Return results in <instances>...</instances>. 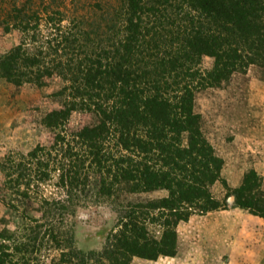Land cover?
I'll return each mask as SVG.
<instances>
[{"label": "trees", "instance_id": "obj_1", "mask_svg": "<svg viewBox=\"0 0 264 264\" xmlns=\"http://www.w3.org/2000/svg\"><path fill=\"white\" fill-rule=\"evenodd\" d=\"M63 4L0 0V24L20 36L0 55V80L42 87L55 75L63 84L55 95L64 101L42 119L50 145L0 162V264L174 258L177 227L227 210L230 198L232 208L264 220L262 176L249 169L230 187L195 110L201 90L251 66L264 69V0ZM74 112L94 122L69 132ZM49 183L56 198L41 189ZM216 183L225 190L221 200L211 191ZM157 191L166 195L128 199ZM99 200L115 206V225L99 250H81L70 220L84 202Z\"/></svg>", "mask_w": 264, "mask_h": 264}, {"label": "rangeland", "instance_id": "obj_2", "mask_svg": "<svg viewBox=\"0 0 264 264\" xmlns=\"http://www.w3.org/2000/svg\"><path fill=\"white\" fill-rule=\"evenodd\" d=\"M61 1L65 7L70 0ZM40 28L42 33L47 32ZM19 38L16 31L6 32L0 24V55L16 45ZM201 66L208 69L211 60L204 58ZM62 85L55 75L42 87L25 84L15 88L0 80V162L5 156L26 154L37 144H51L52 131L43 125L42 119L63 106V98L55 95ZM195 110L202 116L207 140L224 161L221 174L227 184L232 188L238 186L243 174L254 169L262 176L264 190V69L251 66L245 74H234L218 88L201 90L195 96ZM93 122L92 115L74 112L65 129L73 132ZM90 188L95 190L93 183ZM41 189L45 196L58 195L50 183ZM211 191L218 200L225 195L219 183ZM164 195V191H157L128 199L148 200ZM230 203L227 210L192 216L187 223H181L177 227L178 249L174 258H134L131 264H264V220L232 208ZM83 204L70 220L76 245L85 251L99 250L115 225V206L106 200L88 202L85 207ZM4 214L0 202V218Z\"/></svg>", "mask_w": 264, "mask_h": 264}, {"label": "water", "instance_id": "obj_3", "mask_svg": "<svg viewBox=\"0 0 264 264\" xmlns=\"http://www.w3.org/2000/svg\"><path fill=\"white\" fill-rule=\"evenodd\" d=\"M228 201H229V202H232V198H230Z\"/></svg>", "mask_w": 264, "mask_h": 264}]
</instances>
